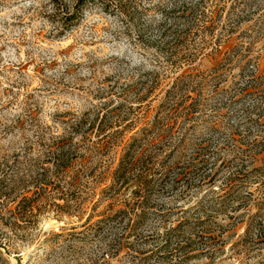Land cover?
<instances>
[{
    "label": "rangeland",
    "instance_id": "obj_1",
    "mask_svg": "<svg viewBox=\"0 0 264 264\" xmlns=\"http://www.w3.org/2000/svg\"><path fill=\"white\" fill-rule=\"evenodd\" d=\"M78 1L0 0V158L20 160L21 172L17 177L37 172V166L46 157L45 144L64 133V120L85 113L101 102L114 100V106L117 105L123 84H132L131 77L136 80L145 70L154 67V62L163 60L156 47L146 44L147 39H160L159 25L164 23L174 33L179 22L178 10L196 2L88 0L82 8V19L76 27L66 31L62 19L72 14ZM232 2L228 1L211 44L193 64L194 74L199 76L196 80L202 82V105L193 120L185 124L188 145L184 153L163 154L167 166L172 167L182 155L190 161L199 153L191 177H195L199 169L202 173L218 171V176L211 184L194 185L186 195L192 197L188 201L177 199L183 186L171 196L151 194L152 199L171 208L180 205L187 209L211 190L221 192L219 188L234 170L228 163L234 154L232 151H236L234 147L241 146L255 157L257 162L254 160L250 169L264 167V97L254 89L255 83H264V0L243 3L235 8V15L231 13ZM234 25L237 28L228 34L229 27ZM140 32L145 33L144 40ZM185 69L187 66L180 71ZM171 75L174 78L177 73ZM163 88L161 84L156 93H161ZM191 95L200 100L198 94ZM158 102L157 98L153 100L152 107H157ZM189 103L191 101L187 105ZM144 123L143 120L139 127ZM27 140L33 146L23 151ZM38 141L44 143V147L38 146ZM121 155V150L112 154L113 167ZM206 159L210 161L209 170L200 168ZM12 182L27 185L28 197L36 198L41 193L37 181ZM111 182L84 181L79 191L69 187L64 194L52 189L43 192V197L53 199L80 198L81 210L59 213V216L57 212L42 211L35 221L20 222L21 229L1 239L10 241L11 246L6 250L0 248V264H130L126 249L116 257L107 255L102 259L110 241L123 232L121 225L104 226L95 237L89 228L95 227L102 216L83 226L96 202L104 199L98 212L105 210L110 196L102 192ZM258 188L256 181L250 180L243 193L252 192L257 199ZM120 195L121 198L132 196L129 191ZM59 203L63 205L62 201ZM253 203L252 199L248 208L214 215L216 218L208 219L202 228L195 227L193 254L197 256H190L182 264H264V242L232 248L244 235L249 216L256 212ZM174 211L168 217L171 223L177 225L178 219H186L182 211ZM112 213L114 211H108L106 215ZM158 221L159 218L152 215L149 226L158 227ZM222 230L224 236L231 235L226 246L213 239ZM203 231H210L212 237L200 236ZM205 244L225 250L216 255L205 251L200 254ZM140 249L143 254H138V260L148 255L145 251H151L153 246L142 244ZM156 258L155 255L150 263L155 264ZM177 259L180 263L179 257Z\"/></svg>",
    "mask_w": 264,
    "mask_h": 264
},
{
    "label": "trees",
    "instance_id": "obj_2",
    "mask_svg": "<svg viewBox=\"0 0 264 264\" xmlns=\"http://www.w3.org/2000/svg\"><path fill=\"white\" fill-rule=\"evenodd\" d=\"M87 1L79 0L72 14L64 15L62 25L66 31L72 30L82 19V8ZM195 1L178 10L179 22L174 33H171V28L166 27L164 23L159 25L160 39H147L146 44L156 47L159 55L163 56L159 57L163 60L156 61L157 65L154 62V67L145 70L136 80L131 77L129 80H132V84H123L117 105L114 106V100L101 102L85 113L64 120V133L45 144L46 157L44 162L37 166L35 174L17 177L21 172L18 166L20 160L0 158V248L6 250L11 246L10 241L3 242L1 239H6V235L21 229L20 222H33L42 211L57 212V216L59 213L80 211V198L53 199L43 197V192L52 189L51 191L57 190L58 193L64 194L68 192L69 187L79 191L83 188L84 181H112L102 192L110 196L105 210L98 212L104 200L101 199L94 204L92 214L83 225L89 224L97 216L103 217L95 227L89 228V231L94 233L93 237L99 235V230L104 229V226H122L123 232L110 241L107 245L108 252L103 254L102 259L107 255L109 258L116 257L126 249L130 264H151L155 255V264H182L190 256H197L194 255L196 253L193 254L196 241L192 232L195 227L202 228L208 219L235 213L243 207L248 208L252 199L256 212L249 216L250 221L246 223L244 235L232 248L238 247L236 245L247 247L250 243L255 245L264 242V167L250 169L255 157L241 146L234 147L236 151H232L234 154L228 163L234 170L226 177L222 188H219L221 192L211 190L207 196L187 209L180 205L171 208L166 203L151 198L153 193L171 196L183 186L177 199L188 201L192 197L188 198L187 194H190L189 190L193 189L194 185L201 187L211 184L218 176V171L202 173L199 169L195 177H191V170L197 167L199 153L190 161L182 155V159L173 163L172 167L167 166V160L163 157L166 152L184 153L188 145L185 124L193 120L196 110L202 105V82L196 80L199 76L194 74L196 70L193 64L214 39L218 22L229 0ZM252 1L255 0H233L231 13L235 15L236 7ZM238 22H241L239 18ZM235 28L237 25L229 27L228 34H232ZM144 36L145 33L140 32L141 39L144 40ZM209 37L212 38L211 41L208 40ZM146 44L145 46H148ZM185 66L187 69L181 72ZM173 73H177L174 78L171 77ZM161 84L164 86L162 92L156 93ZM254 89L264 97V83H255ZM192 93L198 94L200 100L193 97ZM156 98L159 102L154 108L152 102ZM188 101H191L189 105ZM135 104L137 106H134ZM143 120L144 125L139 127ZM25 145L26 150L23 151H28L33 146L28 140ZM37 145L44 147V143L42 145L40 141ZM119 150L122 151L121 158L116 167H113L112 154ZM202 162L200 168L209 170L210 161L206 159ZM224 162L225 160L222 163ZM191 179L199 181H190ZM250 180L256 181L259 186L257 199L252 192L243 193ZM12 181H37L41 193L36 198L28 197L25 193L28 186H18ZM127 191L132 196L121 198L120 194ZM59 201H62L63 205ZM174 209H179L187 216L186 219H178L177 225L171 223L168 218L170 213L175 212ZM108 211L114 213L106 215ZM152 215L159 218L158 227L149 226ZM224 233L222 230L220 235L213 239L226 246L231 235L224 236ZM204 235L212 237L210 231H203L200 236ZM185 240L187 242L183 243ZM142 244H151L153 249L145 251L144 254L148 255L138 260V254H143L140 249ZM204 248L200 249V254L206 252L216 255L225 250L214 249L210 244H205ZM160 253L158 257L157 254ZM177 257L180 263L177 262Z\"/></svg>",
    "mask_w": 264,
    "mask_h": 264
}]
</instances>
